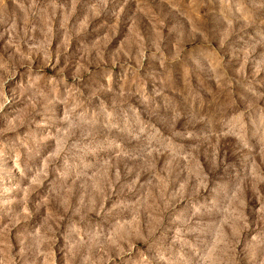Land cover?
Segmentation results:
<instances>
[{"label": "rangeland", "instance_id": "1", "mask_svg": "<svg viewBox=\"0 0 264 264\" xmlns=\"http://www.w3.org/2000/svg\"><path fill=\"white\" fill-rule=\"evenodd\" d=\"M0 264H264V0H0Z\"/></svg>", "mask_w": 264, "mask_h": 264}]
</instances>
